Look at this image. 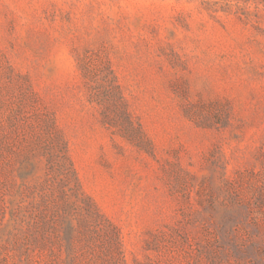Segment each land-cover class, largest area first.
Returning a JSON list of instances; mask_svg holds the SVG:
<instances>
[{"label":"rangeland","instance_id":"obj_1","mask_svg":"<svg viewBox=\"0 0 264 264\" xmlns=\"http://www.w3.org/2000/svg\"><path fill=\"white\" fill-rule=\"evenodd\" d=\"M0 264H264V0H0Z\"/></svg>","mask_w":264,"mask_h":264}]
</instances>
